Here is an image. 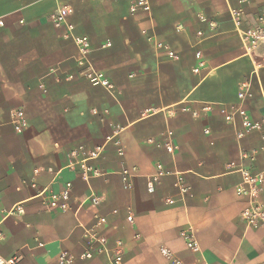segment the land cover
<instances>
[{"label":"crops","instance_id":"1","mask_svg":"<svg viewBox=\"0 0 264 264\" xmlns=\"http://www.w3.org/2000/svg\"><path fill=\"white\" fill-rule=\"evenodd\" d=\"M149 1V13H131L130 0H0V259L58 264L66 253L70 264H107L120 249L121 264H264V228L246 224L248 198L236 193L239 168L264 174V37L245 47L229 13L240 10L238 28H254L264 0ZM59 5L71 8V32L87 39L85 57L111 89L85 76L67 28L51 19ZM242 84L261 128L237 138L239 124L218 108L239 105ZM18 109L21 133L10 123ZM157 164L166 174L150 193ZM83 167L102 174L85 181ZM123 168L133 172L128 190ZM67 183L69 209L48 207L44 197ZM188 226L196 249L181 236Z\"/></svg>","mask_w":264,"mask_h":264},{"label":"built area","instance_id":"2","mask_svg":"<svg viewBox=\"0 0 264 264\" xmlns=\"http://www.w3.org/2000/svg\"><path fill=\"white\" fill-rule=\"evenodd\" d=\"M241 3L247 2V0H238ZM129 11L131 13L136 12H146L149 13L151 11V5L149 0H130L129 4ZM71 13V8L68 5H59L55 11L51 14V19L53 20L56 26L65 25L68 30V33L74 43L76 44L79 52L82 56V62L87 65V71L85 72V76L95 84H100L107 89H111L112 86L108 83L105 79L104 75L93 69L91 65H89L85 55L88 50L89 44L85 37H78L72 34L71 32V25L67 22V16ZM229 13L235 23L237 33L241 39L242 44L246 47L247 44L254 45L258 40L264 37V7L259 11L257 15V26L254 28H249L247 30H243L238 28L239 25V18L241 16L240 10L230 9ZM0 24L2 21L0 20ZM201 33L199 32V35ZM168 55L170 57H176L172 51H168ZM199 57V53L196 54ZM72 77V76H69ZM250 96L248 84H242L239 92L238 98L241 100V103L236 106H224L221 105L218 108V111L224 116V119L227 122H230L235 128L237 124H239V128L236 130L235 134L237 138H241L245 133L251 130H258L261 128V123L258 121H254L250 118L247 110L243 106V101L246 97ZM212 104L205 103L202 105L203 111H209L212 108ZM184 110H189V108L184 107ZM193 116L197 115L196 111H191ZM10 123L13 127V130L16 133H21L27 127V120L24 114V111L21 109L13 110L10 113ZM205 132L207 133L208 130L206 129ZM166 142L165 148L167 152L173 153V135L170 130L165 132ZM100 149H96L95 151L91 152V156L95 157L98 155ZM120 154H123L122 150H119ZM243 176V186H238L236 188V193L239 195H244L248 198V205L242 212V217L244 218L246 224L248 226L253 227H262L264 228V203L259 201L258 199V186L264 181V174H256L251 175L246 170L239 168ZM102 173L98 169H92L89 167H83V178L85 181H88L90 176H97L101 175ZM120 177L122 181V186L125 189H130L131 179L133 177L132 170L128 168H123L120 171ZM166 172L163 170L161 164L156 165V173L150 176L147 181V191L153 193L155 190V184L158 182L161 176L165 175ZM175 184L180 189L181 194L188 193V188L184 187L181 183V178L179 176L176 177ZM70 189L71 184L67 183L66 187L63 191L59 193H49L47 197H44L45 204L50 208H55L61 211H65L69 209L68 201L70 197ZM39 195H43V192H40ZM88 199L92 202V204H96L98 199L94 195H90ZM18 212L21 209L17 208ZM128 221H132V216H127ZM99 223L104 222V218L98 219ZM85 233L89 235L94 242L98 245L99 252H108V248L106 247V240L103 237L95 236L94 234H90L88 230H85ZM181 236L184 239L186 246L190 249H196L198 247V242L195 237V231L191 226H188L186 230L181 232ZM120 245V243H117ZM163 254L169 255L168 252L164 249L161 250ZM92 256L91 250L86 251L82 257L90 258ZM16 258H11L8 260L0 259V264H14ZM72 261V256L66 253H61L58 259V264H70ZM122 262V252L120 249H116V251H111V257L107 264H121ZM201 264H206L204 261Z\"/></svg>","mask_w":264,"mask_h":264}]
</instances>
